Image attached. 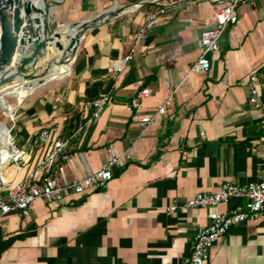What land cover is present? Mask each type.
I'll list each match as a JSON object with an SVG mask.
<instances>
[{
    "label": "crops",
    "instance_id": "crops-1",
    "mask_svg": "<svg viewBox=\"0 0 264 264\" xmlns=\"http://www.w3.org/2000/svg\"><path fill=\"white\" fill-rule=\"evenodd\" d=\"M47 1L86 20L107 11L116 15L84 34L69 69L50 80L62 81L28 91L25 101L10 95L19 100L14 140L25 155L20 172L9 163L3 175L22 180L39 165L49 147L37 136L51 126L69 139L70 160L59 159L53 168L60 183L99 171L109 147L117 153L129 148L131 158L103 189L51 203L39 199L28 217H5L0 264H184L197 232L210 223L209 209H186L185 202L227 181L259 182L264 174L260 114L248 88L250 73L264 70V0L237 8L239 23L227 29L203 73L189 69L201 53L202 31L213 25L211 1ZM160 8L166 12L138 40ZM127 55L133 60L116 72L113 62ZM144 88L150 94L142 108L128 111L126 103ZM170 89L175 93L166 114L143 129L137 118L152 115ZM105 94L112 103L91 118L85 104ZM246 203L232 198L218 210ZM171 205L178 207L174 214ZM206 264H264V218L234 226L210 249Z\"/></svg>",
    "mask_w": 264,
    "mask_h": 264
},
{
    "label": "built area",
    "instance_id": "built-area-1",
    "mask_svg": "<svg viewBox=\"0 0 264 264\" xmlns=\"http://www.w3.org/2000/svg\"><path fill=\"white\" fill-rule=\"evenodd\" d=\"M211 1L215 7V14L211 19L212 26L202 31L199 46L201 53L191 65L189 73H203L210 69V55L220 50L223 35L229 27L239 23L236 10L248 0H176L175 5H190L191 3ZM171 4V5H174ZM166 12V8L154 11L146 25L137 33V39L141 40L155 25L158 17ZM133 55L113 62L112 66L118 73L124 72ZM250 105L259 111L260 125L264 137V101L262 91L264 90V70L252 71L248 79ZM175 90H169L168 96L157 106L152 115L137 118L143 129L154 123L159 116L165 115L167 108L172 104ZM150 94L149 88H144L133 96L127 103L128 111H139L142 101ZM112 103V95L105 94L85 104L87 110L92 111L91 118H99L103 110ZM8 116V115H7ZM11 126L0 122V228L5 217L18 213L28 217L35 201L43 199L48 202L63 201L72 195L81 196L99 189L105 188L113 179L114 169L123 167L131 158L130 149L117 153L112 147L107 149L108 160L102 168L94 173H89L82 178H75L68 183H60L53 175L56 162L61 159L68 161L71 154L68 152L69 139L65 136L63 129L59 126L44 128L37 136V142L42 146L49 147L46 157L39 165L27 173L22 179L8 181L3 175V167L9 163L16 165L20 172L23 167L21 161L25 152L16 144L12 134L16 125V112L8 116ZM80 131V129H79ZM11 154L3 159L4 151ZM4 194V195H3ZM232 198H243L247 200L246 208H236L231 211L220 212L219 206L227 203ZM176 205H171L168 213L177 211ZM184 208H203L210 210V223L200 229L195 238L192 253L184 264H206L209 259L210 249L219 242L228 232L237 225L246 223H259L264 218V174L259 182L241 184L235 181H227L220 185L215 192L197 193L188 199Z\"/></svg>",
    "mask_w": 264,
    "mask_h": 264
},
{
    "label": "water",
    "instance_id": "water-1",
    "mask_svg": "<svg viewBox=\"0 0 264 264\" xmlns=\"http://www.w3.org/2000/svg\"><path fill=\"white\" fill-rule=\"evenodd\" d=\"M19 0H0V89H3L10 82L21 77L24 81H38L40 85L45 83V76L28 74L29 67L33 66L40 57L47 51L51 42L55 41V46L63 50L60 32H53L44 37L40 36L38 30H34L31 24H25L21 18L22 9L26 14H30L33 9L40 11L37 5L26 1L25 5ZM45 1V0H44ZM50 10V8H49ZM116 15L114 11L103 12L93 19L85 20L86 23H69L70 27L82 24V32L74 38L69 45V50L76 53L79 38L95 26L107 23L109 17ZM25 47V51L19 54L18 61H15L16 54ZM15 63H17L16 67Z\"/></svg>",
    "mask_w": 264,
    "mask_h": 264
},
{
    "label": "bare ground",
    "instance_id": "bare-ground-1",
    "mask_svg": "<svg viewBox=\"0 0 264 264\" xmlns=\"http://www.w3.org/2000/svg\"><path fill=\"white\" fill-rule=\"evenodd\" d=\"M21 1L24 5L26 1L32 2L34 5H37L38 8H40L39 12H36L33 9H31L30 14H26L24 10L22 9V11L20 12L21 13L20 15H21V18L24 20L25 24L27 25L31 24L34 30H38L40 36L44 37L45 36V26L47 23L46 22L47 20L46 8L47 7L45 4V1L44 0H19L18 2H21ZM55 11H54V8L51 7L49 12L53 14ZM82 23H86V21ZM81 25L82 24L71 28L69 24L68 25L65 24V26H61L59 28L58 32H60L61 34L60 41H62L65 47H67V55L63 58L61 57L62 54L58 51V55L51 59L52 62L48 69V74L44 77V80H45L44 84L49 82L54 77L55 74L58 75L69 69L71 63L74 60V57H73L72 51L69 50L68 47L70 43L72 42V40L74 38H77L79 34L82 32ZM81 39L82 38H79V41ZM49 47L56 48L55 41L51 42L48 48ZM24 51H25V47L16 54L14 58L16 62L18 61L19 54L23 53ZM16 65L17 63H15L14 67H16ZM15 82L17 84H15L14 86L6 85L3 89H0V101H2L5 96H10V95L17 96L20 99V101H23L28 91L44 85V84L40 85L38 81H24L21 77L16 78ZM9 112H10V109H9ZM9 116H12V114H10ZM10 154L11 153L6 150L4 151L2 158L5 159L8 156H10Z\"/></svg>",
    "mask_w": 264,
    "mask_h": 264
},
{
    "label": "rangeland",
    "instance_id": "rangeland-1",
    "mask_svg": "<svg viewBox=\"0 0 264 264\" xmlns=\"http://www.w3.org/2000/svg\"><path fill=\"white\" fill-rule=\"evenodd\" d=\"M57 4L63 5V0H57ZM46 4V26H45V35L49 34L51 35L53 32H57L61 26L68 25L69 23L74 22H81L86 20V16H75L72 14V16H69L68 13H65L62 6H57L56 4H53V2L45 0ZM56 7V11L52 14L49 11V8ZM51 15V16H50ZM89 17L92 16L90 14H87ZM63 44V42L61 41ZM64 45V44H63ZM60 53L62 54L61 57H65L67 55V48L64 47L63 50H60ZM73 54V52H72ZM75 54V53H74ZM58 55V51L56 48L49 47L47 51L43 54L42 57L31 67L28 69V74L32 75H38V76H46L48 74V69L51 65V59L56 57ZM62 58V59H63ZM49 59V60H48ZM59 81H62V79H55L50 82H48V85L56 84ZM17 84L14 81L9 83V86H14ZM27 99H24L25 101ZM19 105V100L16 97L12 96H5L2 101H0V122L7 123L9 126H11V122L9 119V115L12 114L13 110H16ZM10 109V112H9ZM8 115V116H7ZM13 136H15V131L13 129L12 131Z\"/></svg>",
    "mask_w": 264,
    "mask_h": 264
},
{
    "label": "trees",
    "instance_id": "trees-1",
    "mask_svg": "<svg viewBox=\"0 0 264 264\" xmlns=\"http://www.w3.org/2000/svg\"><path fill=\"white\" fill-rule=\"evenodd\" d=\"M77 112H75V119L78 120L80 118V114H76ZM88 120V117L85 118L83 121L81 120L80 123H84ZM76 124H79V122H77ZM79 126V125H78Z\"/></svg>",
    "mask_w": 264,
    "mask_h": 264
}]
</instances>
